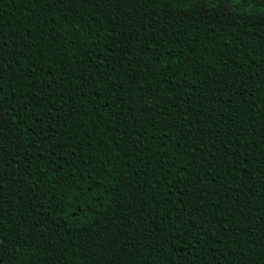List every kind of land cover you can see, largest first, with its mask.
Instances as JSON below:
<instances>
[{
	"label": "trees",
	"instance_id": "obj_1",
	"mask_svg": "<svg viewBox=\"0 0 264 264\" xmlns=\"http://www.w3.org/2000/svg\"><path fill=\"white\" fill-rule=\"evenodd\" d=\"M0 264H264V0H0Z\"/></svg>",
	"mask_w": 264,
	"mask_h": 264
}]
</instances>
